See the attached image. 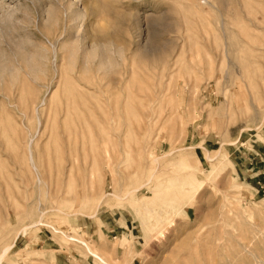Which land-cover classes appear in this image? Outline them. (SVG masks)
Here are the masks:
<instances>
[{
    "label": "rangeland",
    "instance_id": "374dc122",
    "mask_svg": "<svg viewBox=\"0 0 264 264\" xmlns=\"http://www.w3.org/2000/svg\"><path fill=\"white\" fill-rule=\"evenodd\" d=\"M106 263L264 264V0H0V264Z\"/></svg>",
    "mask_w": 264,
    "mask_h": 264
},
{
    "label": "crops",
    "instance_id": "0c3cea01",
    "mask_svg": "<svg viewBox=\"0 0 264 264\" xmlns=\"http://www.w3.org/2000/svg\"><path fill=\"white\" fill-rule=\"evenodd\" d=\"M93 216H88V218L90 219V218H92ZM101 221H102V223H104V225H105V227H106V229H105V233H107L108 231H109V228L113 225L112 224V221L110 220H103V218L101 217V216H99L98 217ZM94 221V223H96V220L94 219L93 220ZM82 227L83 228H85V229H87L88 227L84 224V225H82ZM114 227V226H113ZM89 230H90V228H88ZM111 229H113V228H111ZM97 233V229H94L93 230V234H96ZM104 233V234H105ZM107 235V234H106ZM68 263H71V261L69 260V259H65Z\"/></svg>",
    "mask_w": 264,
    "mask_h": 264
},
{
    "label": "bare ground",
    "instance_id": "6f19581e",
    "mask_svg": "<svg viewBox=\"0 0 264 264\" xmlns=\"http://www.w3.org/2000/svg\"><path fill=\"white\" fill-rule=\"evenodd\" d=\"M7 17L10 19V18L12 17V13L9 12L8 15H7ZM102 262H103V261H102ZM106 264H107V263H106Z\"/></svg>",
    "mask_w": 264,
    "mask_h": 264
}]
</instances>
